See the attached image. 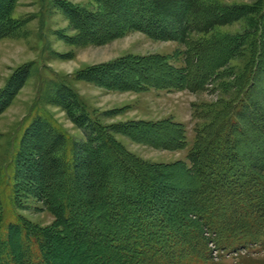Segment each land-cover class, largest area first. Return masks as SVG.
I'll return each mask as SVG.
<instances>
[{
    "label": "trees",
    "instance_id": "obj_1",
    "mask_svg": "<svg viewBox=\"0 0 264 264\" xmlns=\"http://www.w3.org/2000/svg\"><path fill=\"white\" fill-rule=\"evenodd\" d=\"M19 3L0 0V41L24 34L26 20L15 15ZM91 3L85 7L57 0L74 31L62 38L73 46H100L141 32L154 40L178 42L186 50L180 66L169 55L128 54L80 69L74 81L106 91L194 93L208 91L218 81L214 89L226 91L222 85H227L237 92L194 105V118L203 123L197 124L187 159L166 164L137 157L117 135L157 149L179 150L188 145L182 123L171 118L106 122L119 112L98 114L72 80L53 82L49 96L43 95L45 102L61 107L84 139L76 141L39 102L30 111L15 139L13 165L6 168L5 180L0 176V264H86L83 257L71 261L59 256V242L81 237L100 254L96 264H215L210 243L240 250L264 240V149L249 155L241 148L250 139L261 141L264 148V105L254 95L255 82L264 75V0ZM199 17L202 23L192 22ZM241 21L246 25L242 34L213 35L217 28ZM210 52L222 54L199 72ZM247 53L251 57L245 61ZM239 58L245 63L241 73L231 70ZM32 68L19 66L0 88V116L26 85ZM174 168L192 179L195 193L178 209H170L176 196L164 190L160 179L164 170ZM28 195L55 216L51 227L41 229L14 213L12 204L18 207ZM99 234L102 238L96 242L94 235Z\"/></svg>",
    "mask_w": 264,
    "mask_h": 264
},
{
    "label": "rangeland",
    "instance_id": "obj_2",
    "mask_svg": "<svg viewBox=\"0 0 264 264\" xmlns=\"http://www.w3.org/2000/svg\"><path fill=\"white\" fill-rule=\"evenodd\" d=\"M69 2L92 7L91 0H68ZM224 4H253L257 0H214ZM25 21L24 34L17 38H7L0 41V88H2L7 78L16 68L26 64H33L31 75L26 85L16 96L12 105L0 116V175L5 180L6 168L14 160V151L17 147L15 141L20 129L26 125L25 119L39 102L54 115L65 130L73 136L76 141H82L83 132L66 115L61 107H55L45 102L43 95L49 96L52 83L60 80H72L73 87L79 92L92 108L99 114L107 110H116L119 116L106 122L144 120L160 121L168 118L182 123L187 134V147L179 150L157 149L144 144H138L130 138L117 135L119 141L137 157L154 163H174L186 161L187 154L196 140L197 124H202L194 118V105L210 104L215 102L221 94H236L237 90L222 85L216 90L218 81L208 86V91L191 92L166 91L147 89L141 92H118L106 91L98 86L84 81H74L75 72L87 66L98 65L111 62L128 54L149 55L163 54L174 58V64L182 65L183 53L186 47L178 42H166L154 40L141 32H132L124 37L115 39L107 44L100 46L88 45L77 47L68 43L62 38L64 35H73L74 31L57 4V0H20L16 14ZM199 17L193 20L194 23H202ZM246 29L243 21L229 26L217 28L213 35H237L242 34ZM246 49V48H245ZM244 49V52H245ZM220 53L210 52L204 58L199 72L206 71L209 66L221 56ZM248 57L246 54L245 61ZM231 70L241 73L243 71L244 59L239 58L231 63ZM233 68V69H232ZM254 95L262 99L264 105V75L257 80L254 85ZM38 104V105H39ZM167 140L169 138L166 137ZM243 153H253L263 150L261 141L250 139L248 146L242 145ZM249 157V156H248ZM251 157V156H250ZM248 159L251 163L252 157ZM13 165V163H12ZM3 170V171H2ZM164 180L161 179L165 191L173 193L176 203L170 209H178V206L185 203L188 199L195 197L194 183L192 179L174 168L164 170ZM161 176V174H160ZM8 179V178H7ZM163 181V182H162ZM57 183V181L55 182ZM54 183V184H55ZM3 185V194L7 195ZM177 191V192H176ZM182 192L183 196L177 197ZM10 195V194H9ZM26 196V195H25ZM5 200H7L5 198ZM18 207L12 204L14 213L32 225L41 229L51 227L56 218L43 203L38 202L33 196L24 197L17 203ZM8 214L12 213L9 211ZM97 214V213H96ZM102 222V220H100ZM100 236L94 235L95 241L100 242ZM86 237H81V241L75 239L59 242L60 259L78 260L86 258V264H96L100 261L99 253L96 254L94 247L82 242ZM258 244H250L239 254L226 255L219 263L215 264H264V240H259ZM94 248V249H93ZM227 252H234L226 249ZM213 264V263H212Z\"/></svg>",
    "mask_w": 264,
    "mask_h": 264
},
{
    "label": "built area",
    "instance_id": "obj_3",
    "mask_svg": "<svg viewBox=\"0 0 264 264\" xmlns=\"http://www.w3.org/2000/svg\"><path fill=\"white\" fill-rule=\"evenodd\" d=\"M211 246H213V244H211ZM214 247V246H213Z\"/></svg>",
    "mask_w": 264,
    "mask_h": 264
}]
</instances>
